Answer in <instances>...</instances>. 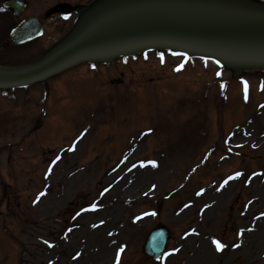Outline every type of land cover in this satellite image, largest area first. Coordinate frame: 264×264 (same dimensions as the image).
Returning a JSON list of instances; mask_svg holds the SVG:
<instances>
[{
    "label": "rangeland",
    "instance_id": "rangeland-1",
    "mask_svg": "<svg viewBox=\"0 0 264 264\" xmlns=\"http://www.w3.org/2000/svg\"><path fill=\"white\" fill-rule=\"evenodd\" d=\"M14 22L0 9L2 64L69 27L48 18L14 47ZM88 60L0 89V264H264V72L167 47ZM143 160L155 166H130ZM158 221L171 238L152 261L141 244Z\"/></svg>",
    "mask_w": 264,
    "mask_h": 264
},
{
    "label": "water",
    "instance_id": "water-1",
    "mask_svg": "<svg viewBox=\"0 0 264 264\" xmlns=\"http://www.w3.org/2000/svg\"><path fill=\"white\" fill-rule=\"evenodd\" d=\"M137 1L135 5L123 4L116 9L97 14L85 31L43 61L25 67H0V85L32 80L85 53L111 54L160 43L176 44L190 52L222 55L242 62H264V40L260 42L258 49L240 43L241 39L264 31V8L220 20L196 21L177 17H151L141 20L132 18L142 10L153 9L161 4L156 0L150 3ZM227 2L241 6L254 4V0ZM121 20L123 27L110 29ZM36 27L35 20H25L12 31L13 42L30 38ZM164 240L163 232H153L151 239L145 244L146 251L150 255H156L164 246Z\"/></svg>",
    "mask_w": 264,
    "mask_h": 264
},
{
    "label": "bare ground",
    "instance_id": "bare-ground-1",
    "mask_svg": "<svg viewBox=\"0 0 264 264\" xmlns=\"http://www.w3.org/2000/svg\"><path fill=\"white\" fill-rule=\"evenodd\" d=\"M264 0H259L260 3H264ZM190 3L191 7H197L198 4L197 3H201L198 1H193V0H189L188 1ZM197 2V3H196ZM188 5H186L187 7ZM219 8H212V9H208V10H198L194 13H188V12H184V13H172L174 15H178V16H182V17H187V18H191V19H198V20H209V19H219V18H224V17H228L231 15H236V14H240V13H244L247 11V9L244 8H240L234 5H226L223 8H221V10H216ZM153 15H160V12L158 13H146L140 17H150ZM169 15V14H168ZM217 17V18H215ZM135 19H139V18H135ZM117 27H123L122 23L120 22V24H117ZM264 40V32L263 33H259L256 34V36L250 38L249 40H247L245 42V45L248 47H259L260 46V42Z\"/></svg>",
    "mask_w": 264,
    "mask_h": 264
},
{
    "label": "snow or ice",
    "instance_id": "snow-or-ice-1",
    "mask_svg": "<svg viewBox=\"0 0 264 264\" xmlns=\"http://www.w3.org/2000/svg\"><path fill=\"white\" fill-rule=\"evenodd\" d=\"M177 70H179V69H177ZM245 89H247V84L245 83ZM153 166H155V164H153ZM237 176H239L240 175V173H237L236 174ZM235 177H229V179H234ZM225 184H227V181H225ZM199 194V193H198ZM41 195H43V193H41ZM93 210H94V208H93ZM153 215H154V213H153ZM239 245H237V247H238ZM49 247H51V245H49ZM221 248H222V245H220L219 243H217V250L219 251V250H221ZM120 251L122 252L123 251V248H121L120 249ZM119 260V254H117V261Z\"/></svg>",
    "mask_w": 264,
    "mask_h": 264
}]
</instances>
